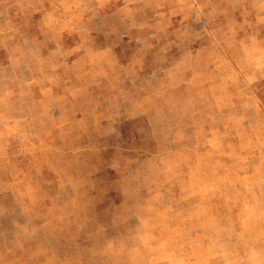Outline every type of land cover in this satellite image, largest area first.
I'll list each match as a JSON object with an SVG mask.
<instances>
[{"label": "rangeland", "instance_id": "1", "mask_svg": "<svg viewBox=\"0 0 264 264\" xmlns=\"http://www.w3.org/2000/svg\"><path fill=\"white\" fill-rule=\"evenodd\" d=\"M85 45L88 55L113 49L121 75L112 80L118 90L95 88L96 105L112 107L96 124L114 128L89 131L81 145L75 127L64 131L67 149L84 160L74 169L65 162L58 185L79 177L90 192L79 200L64 189L58 227L45 226L49 209L27 216L18 202L49 208L57 182L40 150L25 151L24 136L7 131L0 264H261L264 0H0V93H19L10 105L24 104L29 50L64 93L59 68ZM13 113L1 110V122L21 121Z\"/></svg>", "mask_w": 264, "mask_h": 264}, {"label": "crops", "instance_id": "2", "mask_svg": "<svg viewBox=\"0 0 264 264\" xmlns=\"http://www.w3.org/2000/svg\"><path fill=\"white\" fill-rule=\"evenodd\" d=\"M63 32L59 34L62 35ZM30 52L31 51L29 50V53H27V56L29 55L28 58L24 59L23 63H21V65L24 64L25 67H27V72H29L30 77L28 82L26 81V78H23L25 81V90L27 89L29 91L28 93L21 94L22 98H25L24 104L20 106L10 105L12 98L19 93H0V98L4 99L5 103V106L1 107L0 111L6 110L10 114H14L13 111H20L23 115L20 119L21 121L14 117H8L7 121L9 123H7V125L2 123L0 119V131H3L5 137V141H0V146L10 144L8 140V136L10 134L8 135L7 131L18 130L19 132L17 134L24 136V145L25 147H28L25 151L33 150V148L40 150L41 159L45 164V172H47L46 176L49 175V177H51V182L52 178L55 177V182H57L53 185L54 189L50 190L54 193L55 198H53V201L49 204V208L48 204L38 205L34 203L35 205H32V202V204H29L28 202H24V204L18 202L20 207L19 209L24 213H29L27 215L29 217L30 213H39L40 218L43 215L48 214L47 209H49V214H52L53 217L44 222V224L45 226L52 225L54 227H58L63 220V204L60 195L64 189L69 188L73 194L79 198V200L83 198L81 196L82 194L90 192L89 189H84L85 185L82 183L83 180H81V178L79 179L78 175L75 182H72L69 185H58V179L61 178L67 168L65 162H67L69 167L74 169V166L79 160H84L81 159L80 156L73 154L74 152L67 149V141L63 138L64 131L66 129L71 130L75 127V130H78L77 132L81 135L80 140L82 141L80 142L79 139L72 137L73 144L77 143L78 145H81L84 143L88 144L90 142V139L88 138L89 131H96L97 128H114L115 125L112 124H116L115 122H110L104 126H100L98 123L96 124V121H100L97 119V113H111L110 110L112 107L105 106V111H102L104 106L96 105L94 100L96 97L95 88L97 87V84L100 86L102 83H107L111 90L113 85L114 90H116V83L114 84L112 80L115 79L117 75L118 77L121 75L114 69L115 59L112 55H114L115 52H113V49L103 50L107 63L98 62L96 53L89 54L87 56H85V54H79L76 57H72L59 68L61 71L60 75L63 77V80H69L66 81L67 84L65 86V92L58 93L57 85H53L51 80H49V77L54 76L55 82L59 84V75L45 70L43 68L45 67L44 64L40 65L39 68L38 66H33V59ZM9 62L11 64L9 63L8 65H12V67L19 64L14 63L16 62L15 56L11 57ZM13 71L15 75L13 74V78H11L10 81L14 83L17 77L16 70ZM24 76L25 75H23V77ZM31 77L35 80L34 84L32 83L33 80H31ZM37 83H39L38 87ZM85 99H87V101H91V103L87 105L83 104ZM69 118L71 121L67 122L66 120ZM97 125H99V127ZM38 130V134L35 135ZM75 133L76 132H71L70 135L73 136ZM41 184H48V180L44 178V181H41ZM15 190L11 191L6 189L5 191L13 194L24 192V190ZM36 190L37 189H34L32 192H36ZM45 192L47 191L45 190ZM0 193H3L1 188ZM77 208L78 207H76L75 211L78 212ZM40 211L44 212L41 213ZM29 217H26V219L24 217L23 221L18 225L21 230V234H23L25 226L27 227L29 225ZM56 230L63 231V228H56ZM24 240V242L27 241L25 238ZM58 240L61 241V239H56V242ZM53 247L54 245L52 248Z\"/></svg>", "mask_w": 264, "mask_h": 264}, {"label": "clouds", "instance_id": "3", "mask_svg": "<svg viewBox=\"0 0 264 264\" xmlns=\"http://www.w3.org/2000/svg\"><path fill=\"white\" fill-rule=\"evenodd\" d=\"M101 2L107 4V3L109 2V0H101ZM189 2H191V0H189ZM79 7H80V5H77V8H79ZM83 7H84L85 10H90V9L88 8V5H83ZM103 49H104V48H102V49H100V50H97V53H96V55H97V60H98V62H100V63H107V61H106V57H105V54H104V52L102 51ZM82 52L85 54V56L88 55V47H87V45H85V46L83 47ZM261 264H264V261H262Z\"/></svg>", "mask_w": 264, "mask_h": 264}]
</instances>
